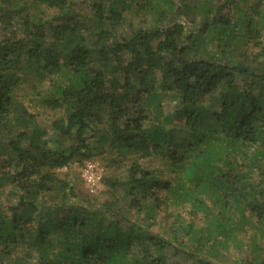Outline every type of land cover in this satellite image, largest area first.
Masks as SVG:
<instances>
[{
	"label": "trees",
	"instance_id": "1",
	"mask_svg": "<svg viewBox=\"0 0 264 264\" xmlns=\"http://www.w3.org/2000/svg\"><path fill=\"white\" fill-rule=\"evenodd\" d=\"M99 154L124 176L77 190ZM249 230L264 253V0H0V264H216Z\"/></svg>",
	"mask_w": 264,
	"mask_h": 264
},
{
	"label": "rangeland",
	"instance_id": "2",
	"mask_svg": "<svg viewBox=\"0 0 264 264\" xmlns=\"http://www.w3.org/2000/svg\"><path fill=\"white\" fill-rule=\"evenodd\" d=\"M17 97L27 107H32V105L35 103L34 100L38 99V96L36 94V90H33V88L30 87V85H24L17 91ZM108 158V159H107ZM110 160V155L108 154H99L95 155L94 158L85 160L83 162L76 161L73 164L72 170H74V176L78 177V182L76 185L77 190L87 192L91 195H99L101 189L104 187L103 184V178L106 175H122L124 176V173L126 172L125 167L122 166L120 168H115L112 166L107 165ZM87 162H93L98 164L102 168V179L99 185L96 187H89L85 181L83 180L81 176V169L84 167V165ZM127 164V163H125ZM123 164V165H125ZM68 170L67 167L59 168L57 171L63 173ZM125 170V171H124ZM198 224H201V222H198ZM262 232L260 230L257 232V236ZM252 236L253 231L249 230L247 233H241L237 236V239L229 240L226 247L222 246H214L210 248V245L206 246V249H201L200 251L203 252L205 258L210 260L213 263L216 264H248V261L251 258L254 257H261L263 256V252L253 247L252 244ZM258 238V237H257ZM262 244H264V240H261ZM258 255V256H257ZM181 264H195L192 262H187L184 259V256H180L178 259Z\"/></svg>",
	"mask_w": 264,
	"mask_h": 264
},
{
	"label": "built area",
	"instance_id": "3",
	"mask_svg": "<svg viewBox=\"0 0 264 264\" xmlns=\"http://www.w3.org/2000/svg\"><path fill=\"white\" fill-rule=\"evenodd\" d=\"M81 176L89 187H96L102 179V168L96 163L87 162L81 169Z\"/></svg>",
	"mask_w": 264,
	"mask_h": 264
}]
</instances>
